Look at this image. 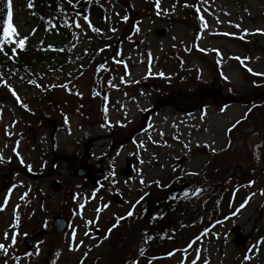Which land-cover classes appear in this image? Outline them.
Wrapping results in <instances>:
<instances>
[{
  "label": "rangeland",
  "instance_id": "obj_1",
  "mask_svg": "<svg viewBox=\"0 0 264 264\" xmlns=\"http://www.w3.org/2000/svg\"><path fill=\"white\" fill-rule=\"evenodd\" d=\"M97 2L99 13L74 10V21L81 27H70L78 38L72 60L65 65L41 78L36 73L38 79L31 77L35 73L31 70L25 79L23 70L11 71L0 59V154L4 157L0 180L3 173L13 172L16 185L11 204L0 211V243L7 246L11 242L10 225L16 215L20 217L17 244L7 257L0 253V264H131L134 258L139 264H191L196 256L197 264H264V243L257 245L264 238V195L260 194L264 190V76L247 71L250 67L264 73V33L257 32L264 30V0H207L205 4L201 0H161L164 11L159 16L155 0ZM185 3L201 6L206 29L200 14ZM27 5L14 0L19 32L35 41L58 42L67 37L66 32L57 34L56 30L49 35L45 31L33 34L35 23ZM85 14L100 32L88 26ZM237 24L239 28L234 27ZM244 29L249 34L241 40L238 37ZM200 48L207 49L205 56ZM235 57L250 59L241 64ZM121 77L127 82H121ZM109 80L117 87L109 86ZM50 89L56 90L54 95L47 94ZM192 100L202 107L188 111L184 101ZM151 109L155 112H148ZM237 121L239 131L230 134ZM119 137L123 139L115 142ZM113 158L115 182L112 177L105 179ZM229 161L238 166L221 170ZM80 166L94 168L103 176L100 186L78 177ZM234 171L248 174L226 179ZM210 176L219 184L215 189L204 188L192 199L186 215L166 218L169 229L163 226L144 232L147 226L142 219L151 199L160 200L174 180ZM57 180L63 188L54 192L51 183ZM250 181L255 183L245 187ZM74 188L79 200L77 195L70 198ZM93 192L96 198L86 204L81 219L78 205ZM251 193L255 195L233 215ZM97 208L103 210L97 213ZM133 208L132 217L118 220ZM57 215L70 220L64 234L57 231ZM86 220L94 223L86 225ZM205 229L210 230L207 235L187 253L182 251ZM42 232L44 241L29 247L26 241ZM70 245L79 247L73 251ZM37 248L39 255H26ZM140 249L145 250L143 256ZM170 252L175 255L169 256Z\"/></svg>",
  "mask_w": 264,
  "mask_h": 264
},
{
  "label": "trees",
  "instance_id": "obj_2",
  "mask_svg": "<svg viewBox=\"0 0 264 264\" xmlns=\"http://www.w3.org/2000/svg\"><path fill=\"white\" fill-rule=\"evenodd\" d=\"M28 4V0H24ZM75 5V6H74ZM99 3L97 0H79L77 3V0H73V4H69L68 0H34V7L30 9L35 15L32 16L33 21L35 23V33H41L42 31H45L48 35L55 33L53 30H46L49 28V25L47 24V21L49 19L53 20V23L56 25V28L59 29V31L66 32L65 37L62 41L58 42H51L47 39H42L39 41L33 40L32 37L27 36V34L21 33V37L27 36L28 41H26V48L25 50L17 49L16 54L9 53L8 56L0 54V59L3 64H9L11 66V71H19L23 70L25 75L23 74V77L26 79L28 78L30 71L35 70V73L31 76L32 78H36V73H39V77L41 78L42 74L50 73L54 71L57 67H61L70 62L72 60V51L74 42L76 41V33L71 28H64L63 23L64 21H67L70 25L73 26V13L74 10L82 8V9H91L93 13H99L98 9ZM3 5L0 4V8H2ZM43 18V19H41ZM3 19V13L0 12V24H2ZM99 22V21H98ZM102 22V20H101ZM100 25V24H98ZM71 26V27H72ZM134 26V24H133ZM72 33H75V36L72 35ZM51 45L55 49L63 48L64 51H53L48 46ZM201 55H206L205 53L201 52ZM15 55V59L10 58L11 56ZM70 59V60H69ZM8 65V66H9ZM20 75V74H18ZM30 81V80H29ZM39 83V82H38ZM56 90L50 89L47 94L54 95V92ZM211 93V91H209ZM185 104H188L184 107L190 112L196 111V108L200 106V103H197L195 100H192L191 102L184 101ZM184 104V105H185ZM190 104H193L194 106L191 107ZM160 103L157 104L159 106ZM181 105V103H180ZM180 105L178 107L180 108ZM156 106V109H157ZM202 107V106H200ZM153 109H151L148 112H151ZM147 112V113H148ZM155 111H152L151 113H154ZM241 124L236 125L234 128L231 129L230 134H232V131L238 130V127ZM264 130V127L262 131ZM123 138L119 137L118 140H115V142L121 141ZM264 142V141H262ZM118 146V145H117ZM237 160V159H232ZM240 161V160H239ZM243 164L242 162H239ZM238 166V165H237ZM236 164H232L231 161H229L227 164L223 165L220 169L221 170H230L234 167H237ZM242 167V166H241ZM93 171L95 172V169L93 168ZM248 173L246 171H240L236 173V171L232 172V175L230 177H227L226 179L232 178L233 180L237 179L240 176H247ZM213 177H207V178H200V179H183L178 181L176 184L179 183L177 188H173L176 186L171 187V189L164 190L163 191V197L160 198V200H150L148 207H151L149 209V218H152L154 215L155 217L159 218H168L169 212L176 211L180 216L182 212L183 215H186L188 212L189 204L192 202V199L197 198V191L202 190L204 188L211 187L215 189L217 187V184L219 182H214ZM197 180V181H196ZM216 183V185L212 186L211 183ZM175 184V185H176ZM222 186V184L220 185ZM226 186V185H225ZM225 186L223 187V191L225 189ZM228 187V186H226ZM176 189L175 191H173ZM187 191L189 195L185 197L184 192ZM202 191H199L202 192ZM195 201V199H194ZM171 208V209H170ZM171 210V211H170ZM163 225V223H162ZM168 226L171 225L167 224ZM166 225V226H167ZM165 226V227H166ZM167 228L169 229V227ZM161 229H164V227H161Z\"/></svg>",
  "mask_w": 264,
  "mask_h": 264
},
{
  "label": "snow or ice",
  "instance_id": "obj_3",
  "mask_svg": "<svg viewBox=\"0 0 264 264\" xmlns=\"http://www.w3.org/2000/svg\"><path fill=\"white\" fill-rule=\"evenodd\" d=\"M79 2V0H77V3ZM68 3L69 4H73V0H68ZM207 3V0H201V4H205ZM0 4L3 5L2 8H0V12L3 13V19H2V24H0V54L2 55H5V56H8L9 53H13V54H16L17 52V49H20V50H25L26 48V41H28V37L27 36H23L21 37V34L20 32L18 31V28L14 25V0H0ZM28 8L29 9H32L34 7V0H28ZM75 6V5H74ZM185 7H194L195 8V12L197 14H200L201 13V6H198V5H189L187 3H185L184 5ZM175 7V5L173 6V8ZM155 8H156V14L159 16L162 14V12L164 10L161 9V0H155ZM33 15H35V13H33ZM77 15H80V13H77ZM200 22H201V25L203 26V28H207L208 27V24H207V21L205 20V17L203 14H200L198 16ZM43 19V18H41ZM83 20L86 21L88 23V26L90 28H92L93 31L95 32H100V29L99 28H95L93 27L92 25V22L89 20V16L88 15H83ZM123 20L124 21H127L128 20V17L127 16H124L123 17ZM218 22L219 19L217 18ZM73 23L75 24V27L76 28H80L81 25L79 23L78 20L76 21H73ZM47 24L49 25V28L46 29V30H53L55 29L56 30V33L59 34V29L56 28V25L53 23V20L52 19H49L47 21ZM63 27L64 28H70L71 25L67 22V21H64L63 23ZM234 27L236 28H239L240 25L237 24L235 25ZM137 31H139V28L136 29ZM35 29L32 30L33 34H35ZM112 31H116V29H112ZM244 32V35H240L238 38L241 39V40H244L245 37L249 34L248 33V30L247 29H244L243 30ZM257 32H260V33H264V30H261V29H257ZM73 36H75V33H72ZM223 35L225 36H228V35H235V34H230V33H223ZM78 38V37H77ZM50 49H52L53 51H60V52H63L64 49L63 48H60V49H55L53 48V46L49 45L48 46ZM198 47V45H197ZM188 50V49H186ZM201 52H207V49H203V48H200L199 49ZM100 51H104V49H100ZM214 52H217L219 53V50L218 49H213ZM10 58L12 59H15V55L11 56ZM235 59H237L238 61L241 62V64H244V60L246 59H250V58H241V57H235ZM116 63H123V61L121 60H115ZM101 68H104L105 66L104 65H100ZM245 67H247L245 65ZM125 68H127V65L125 64ZM247 71L253 75H261V76H264V73H256L253 71L252 68L250 67H247ZM130 74V73H129ZM151 74V73H149ZM160 76H164L165 74L163 72L159 73ZM225 79H227V77L225 76L224 77ZM30 83L34 84V85H37V82L36 81H29ZM121 82H127L124 80V77H121ZM108 84L109 86L111 87H117L115 84L112 83L111 80L108 81ZM4 85L9 87V90L11 91V94L16 97V100L17 102H21L20 101V97L17 95V93L15 92L14 89L11 88L10 85H7V81H4ZM38 87L40 85H37ZM67 87V85H52L51 87L55 88V87ZM105 100H107V97L105 96L104 97ZM22 103V102H21ZM24 107H26V105H22ZM255 107V106H254ZM226 108H222L221 111H225ZM103 111L105 113H107L108 111V108L105 107L103 109ZM206 115V110H204L202 116H201V119L204 118V116ZM65 122L67 123V118L65 120ZM240 121H237L236 124H239ZM236 125H233V128L235 127ZM229 131H231V129H229ZM161 135H163V133H160ZM149 139H151V137H149ZM176 139H179V137H176ZM19 142H17V146H18ZM138 146L139 147H143V141H139L138 142ZM213 151H215L213 149ZM14 152L15 154L19 157L20 156V153L14 149ZM117 156L119 155V152H117L116 154ZM4 160V157L2 154H0V162H3ZM10 162V161H9ZM23 158L21 157V163H23ZM142 163V161H141ZM28 170L31 171L32 168H31V165H28ZM188 175H196V173H190ZM116 176V172H115V166H114V158H113V164H112V167H111V170L109 171L108 175L105 177V179L107 180L109 177H112L113 178V182H115L114 178ZM140 183H144L143 179H141ZM157 184H159V182L157 181L156 182ZM255 182L254 181H250L247 185H245V187H251ZM16 185H13L12 188H15ZM12 188L9 189V196L5 198V201L3 204H0V211H4L5 208L7 207V203H8V198L10 197L11 195V192H12ZM30 191V189H29ZM96 191H99V189H97ZM199 191H202V190H199ZM199 191H197V195L199 194ZM236 191H239V189H236ZM261 195H264V190H261L260 192ZM28 195V193H24L23 196L21 197V199H24V197H26ZM184 195L185 197H187L189 195V193L187 191L184 192ZM255 193H251L247 198L246 200L244 201V203H242L240 205V208L236 209L235 212H233V215H236L239 213L240 209L244 208L247 204V202L249 200H251L252 196H254ZM96 198V193L93 192L91 197H88V196H85L84 197V202L83 203H79L78 205V208H79V211L77 212V215H79L81 217V219H83V210L85 209V206L86 204L90 201V199H95ZM76 199L79 200V196L76 197ZM140 202L137 201V204H139ZM19 206H17L18 208ZM105 207H107V205H105ZM103 209L102 208H97V213L101 212ZM134 212H135V209L133 208L132 210H130L128 213H127V216L128 217H132L134 215ZM97 220L99 219V216L97 215ZM119 219H124V217H120L118 218ZM94 221L92 220H86L85 221V224L86 225H91L93 224ZM217 223H221V221H217ZM114 226H118V223L117 225H114ZM20 227V217L18 215L15 216V223L11 224L10 225V230H12V235H11V242L6 246L4 243H0V253L3 254L4 257H7L8 254H9V249L11 248H14L17 244V237L20 235V233L18 232V229ZM210 230L208 229H205L204 232H202L200 234V236H197L196 238H194L192 241L189 242V244L186 246V248H184L182 251H184L185 253H187V250L192 248L194 244H196L202 236H205L208 234ZM24 235H27L26 233ZM85 235L88 236L89 235V232H85ZM217 238H219L217 236ZM4 239L7 241L9 240V231L6 230L5 233H4ZM71 239H72V242L73 244H75L76 242V229H73L72 231V234H71ZM264 243V238H261L260 241L257 242V245L258 244H262ZM79 245H83V241H80L79 242ZM79 245H77L76 247H72V245H70V250H77V248L79 247ZM257 245H253L252 248L256 249L257 251L259 250ZM177 251H181L180 249H178ZM199 251V250H197ZM249 251H252V249H249ZM33 254L35 255H39L40 254V251L39 249L37 248L35 250V252H26V255L31 257ZM145 254V250L144 249H140L139 250V255L140 256H143ZM59 255V254H57ZM169 256H173L175 255V252H170L168 253ZM17 259V261L19 260V258H15ZM245 260H250L251 259V256H245L244 257ZM199 260V256H196L192 261H191V264H197V261ZM5 264H7V261H5ZM81 264H84L83 261H81ZM132 264H139V261L136 260V259H133L132 260ZM205 264H207V261H205Z\"/></svg>",
  "mask_w": 264,
  "mask_h": 264
},
{
  "label": "flooded vegetation",
  "instance_id": "obj_4",
  "mask_svg": "<svg viewBox=\"0 0 264 264\" xmlns=\"http://www.w3.org/2000/svg\"><path fill=\"white\" fill-rule=\"evenodd\" d=\"M56 162L58 161L57 159L55 160ZM55 165H57V163H55ZM31 174V173H29ZM14 173L11 172L10 174H8V176H6V174H2L1 177L2 179L0 180V198L2 197L3 200L1 202V204L4 203L5 201V197H8L9 196V189L12 188L13 185H15L13 182H12V177H13ZM33 175V173L31 174ZM87 177V176H86ZM62 188H63V183H62ZM15 190V188H12V192H11V195L10 197L8 198V203H7V207H9V205L11 204V200H12V197H13V191ZM8 193V195H7ZM7 195V196H6ZM1 198V199H2ZM147 209H146V212H145V215L143 216V220H145L148 224V213H147ZM63 216V215H62ZM50 220V218L48 219ZM153 225V222L150 221V223L147 225V228L145 229V232H147V230L149 229L150 226ZM152 229V228H151ZM41 234L42 237L45 235V232H42ZM40 235V234H39ZM41 236V235H40ZM44 238V237H43ZM2 257V256H1ZM3 258V257H2ZM132 264V263H131Z\"/></svg>",
  "mask_w": 264,
  "mask_h": 264
},
{
  "label": "water",
  "instance_id": "obj_5",
  "mask_svg": "<svg viewBox=\"0 0 264 264\" xmlns=\"http://www.w3.org/2000/svg\"><path fill=\"white\" fill-rule=\"evenodd\" d=\"M77 173H78V175L82 176V175L88 173V170L85 169V168H80V169L77 170ZM100 179H101L100 177H93V181H94L95 184H97ZM52 186H53V188L55 190H58L59 188H61V185L58 182H54L52 184ZM56 223H58L59 231L61 233H63L66 230L67 226H68V223H67L66 219H64V218H56ZM34 242H37V239L33 240V241L32 240L28 241V243L30 245L32 243H34Z\"/></svg>",
  "mask_w": 264,
  "mask_h": 264
}]
</instances>
